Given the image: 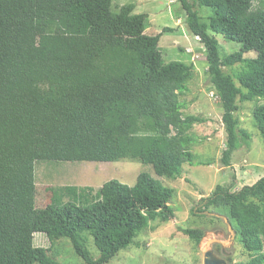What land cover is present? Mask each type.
<instances>
[{"label":"trees","instance_id":"trees-1","mask_svg":"<svg viewBox=\"0 0 264 264\" xmlns=\"http://www.w3.org/2000/svg\"><path fill=\"white\" fill-rule=\"evenodd\" d=\"M113 1L0 0V264H61L34 244L37 232L52 245L69 238L85 264H105L150 220L174 216L173 189L145 171L133 185L106 181L101 198L89 204L38 208V161L139 159L172 179L182 176L185 163H202L192 151L199 143L192 129L205 119L184 115L180 99L190 91L192 66L166 62L161 34L146 32L147 14L135 13L133 2L114 14ZM178 1L187 30L204 46L227 135L221 161L231 166L238 102L264 99V7H254L256 0ZM197 4L212 8L208 23ZM214 33L240 43V50L223 59ZM251 51L256 56H246ZM227 66L237 72H225ZM253 115L264 138V104ZM202 204L231 210L245 249L261 248L264 175L238 190L219 184ZM84 231L93 236L97 258L79 238ZM183 232L196 242L205 234ZM239 264H264V252Z\"/></svg>","mask_w":264,"mask_h":264},{"label":"rangeland","instance_id":"rangeland-1","mask_svg":"<svg viewBox=\"0 0 264 264\" xmlns=\"http://www.w3.org/2000/svg\"><path fill=\"white\" fill-rule=\"evenodd\" d=\"M131 2L136 3L135 13L149 14L146 32L161 34L159 48L164 60H181L192 66V77L188 82L190 91L181 95L180 99L186 103L184 115L194 114L205 119L204 123L195 124L192 129L199 140L192 151L202 163H185L182 176L172 179L158 176L152 165L139 159L123 158L113 162L38 161L35 165L36 206L61 205L67 201L86 205L101 198L99 191L106 181L118 179L133 185L141 172H149L173 189L170 206L174 216L170 220H150L130 246L105 264H203L201 247L210 238H219L226 243L220 247L215 242L209 245L218 256L226 259V264L246 262L257 252H264V228L260 232L261 248L257 252L248 251L238 234L233 238L226 221V218L228 222L233 221V212L214 207L204 209L202 198L209 196L219 184L238 190L264 175V138L253 115L256 104H264V99L238 102L237 147L230 160L231 166L223 165L221 156L227 140L222 121L223 109L208 80L204 46L187 30L184 24L186 15L180 2L114 0V14L123 4ZM260 6L264 7V0L254 2V7ZM195 8L201 21L208 23L213 14L212 8L201 4ZM214 34L223 59L240 50V43L225 39L219 33ZM246 56L254 57L256 53L251 51ZM237 69L238 66L224 67V71L230 74H235ZM185 228H200L205 234L200 242H196L183 232ZM79 238L91 256L97 258L99 250L91 233L84 231ZM34 244L48 248L49 254L61 264H85L67 237L58 239L52 245L46 234L37 232Z\"/></svg>","mask_w":264,"mask_h":264},{"label":"water","instance_id":"water-1","mask_svg":"<svg viewBox=\"0 0 264 264\" xmlns=\"http://www.w3.org/2000/svg\"><path fill=\"white\" fill-rule=\"evenodd\" d=\"M226 218V217H225ZM229 228L232 230L233 238L235 237L236 231L234 230L232 224L228 222V218H226ZM218 243L224 246L226 243L220 240L219 238H210L208 239L203 246L201 247L202 250V257H203V264H226L227 261L225 258L218 256L213 249L209 248V245L212 243ZM224 254H226L224 252Z\"/></svg>","mask_w":264,"mask_h":264},{"label":"built area","instance_id":"built-area-1","mask_svg":"<svg viewBox=\"0 0 264 264\" xmlns=\"http://www.w3.org/2000/svg\"><path fill=\"white\" fill-rule=\"evenodd\" d=\"M195 38L199 40L198 36H195ZM215 94H216V98H218L217 92H215Z\"/></svg>","mask_w":264,"mask_h":264},{"label":"crops","instance_id":"crops-1","mask_svg":"<svg viewBox=\"0 0 264 264\" xmlns=\"http://www.w3.org/2000/svg\"><path fill=\"white\" fill-rule=\"evenodd\" d=\"M135 6H136V3H135ZM135 8H136V7H135ZM142 13H146V12H142ZM146 14H147V18H149V14H148V13H146ZM147 18H146V19H147Z\"/></svg>","mask_w":264,"mask_h":264}]
</instances>
